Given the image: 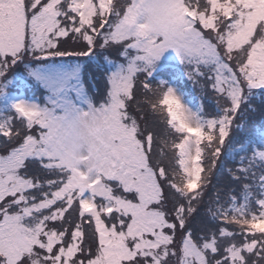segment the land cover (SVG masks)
<instances>
[{"label": "snow or ice", "instance_id": "obj_1", "mask_svg": "<svg viewBox=\"0 0 264 264\" xmlns=\"http://www.w3.org/2000/svg\"><path fill=\"white\" fill-rule=\"evenodd\" d=\"M0 264H264V0H0Z\"/></svg>", "mask_w": 264, "mask_h": 264}, {"label": "rangeland", "instance_id": "obj_2", "mask_svg": "<svg viewBox=\"0 0 264 264\" xmlns=\"http://www.w3.org/2000/svg\"><path fill=\"white\" fill-rule=\"evenodd\" d=\"M102 86H103V85H102ZM177 86H178V87H181L179 83H178ZM182 89H183V90L185 91V93L187 94L186 90H185L183 87H182ZM25 94L28 95V96H31L28 92H26ZM187 96H188V95H187ZM188 98L191 99L189 96H188ZM191 100L193 101L194 104H198V103H199V101L196 100L195 98H193V99H191ZM204 107H205V106H204ZM213 108H214V103H213V102H211L207 108L205 107V109H206L207 111H212ZM162 129H163V127H161L160 130H162Z\"/></svg>", "mask_w": 264, "mask_h": 264}, {"label": "trees", "instance_id": "obj_3", "mask_svg": "<svg viewBox=\"0 0 264 264\" xmlns=\"http://www.w3.org/2000/svg\"><path fill=\"white\" fill-rule=\"evenodd\" d=\"M208 98V100H211L210 102H213L212 101V99L210 98V97H207ZM161 127H163V125L162 124H158L157 125V128H158V130H160L161 129Z\"/></svg>", "mask_w": 264, "mask_h": 264}]
</instances>
